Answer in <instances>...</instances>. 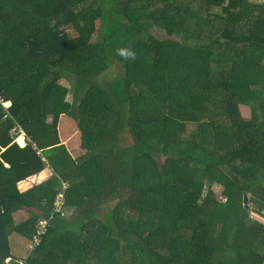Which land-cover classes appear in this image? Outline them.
Wrapping results in <instances>:
<instances>
[{"label": "trees", "instance_id": "16d2710c", "mask_svg": "<svg viewBox=\"0 0 264 264\" xmlns=\"http://www.w3.org/2000/svg\"><path fill=\"white\" fill-rule=\"evenodd\" d=\"M0 95V264H264V0H0Z\"/></svg>", "mask_w": 264, "mask_h": 264}, {"label": "rangeland", "instance_id": "374dc122", "mask_svg": "<svg viewBox=\"0 0 264 264\" xmlns=\"http://www.w3.org/2000/svg\"><path fill=\"white\" fill-rule=\"evenodd\" d=\"M214 12L216 13L217 11H214ZM68 29H69L68 32H69L70 35L76 36V31L75 30L70 29V28H68ZM151 34L154 35V36H156L158 39H161V40H164V39H168L169 38L167 32H165L163 30L153 29ZM62 82L65 85H67L68 87L70 86V82L68 80L63 79ZM72 98H73V95H70L69 96V99L72 100ZM242 109H243L244 116L250 118L251 117V110H250V108H242ZM64 117H69V116H64ZM64 117H62V122L64 121ZM70 122H74V121H70ZM65 123L68 124L67 120H65ZM194 128H195V126L191 125V127L189 128L190 132H192ZM67 129H69V126H67ZM59 132H60V130H59ZM81 134H82V132H79V130L77 129V127H75L74 132L67 133L66 135H64V137H62L60 135L62 142L65 144V146L68 148L69 151H72V153L74 155L83 154L85 152L84 149L81 147V143H80ZM68 136H70L72 138H70L68 141H66L67 138H68ZM25 139L26 138H25L24 134L23 135H20L19 136V142H20V144L21 143L22 144H25L24 141L27 142V140H25ZM48 178H49V176L47 178L46 177H43V176L42 177H40V176L34 177V179L28 181V185H31L32 186L35 182L36 183L42 182V181H44V180H46ZM221 188L222 187L219 186V184H217V185L214 186V189H215V191L217 193V197L219 199H222L223 198V196H222V189ZM114 205L115 204H110V206H113L111 208H114L115 207ZM106 210H109V208H107ZM252 214H254L255 218H257V221L259 223H263L264 224V216H259V214L257 212H252ZM16 254H17V251H16Z\"/></svg>", "mask_w": 264, "mask_h": 264}, {"label": "crops", "instance_id": "0c3cea01", "mask_svg": "<svg viewBox=\"0 0 264 264\" xmlns=\"http://www.w3.org/2000/svg\"><path fill=\"white\" fill-rule=\"evenodd\" d=\"M242 108H250V107L242 105V106H240V110H241V113L245 119H251V117H252L251 108H250V110H251V117L250 118L244 116ZM60 127L61 126L59 124V128ZM51 172H52L51 170H47V171L41 173L40 175L32 176L30 179L23 180L19 183V188L21 190H26V189H28L34 185V184L32 186L28 185V181H30V180L34 179V177H38V176H40V177L43 176V177L47 178L48 176H50ZM255 208L257 209L256 212L259 214V216H264V210H259L260 207H258L257 205ZM14 217H15L17 222H22V220H25L29 217V213L22 210V211L17 212L14 215ZM10 244H11V251H12L13 255L18 259L26 258L28 253L30 252L31 243L29 242L28 239H26L20 235H17V234L12 235L10 237ZM16 251H17V254H16Z\"/></svg>", "mask_w": 264, "mask_h": 264}, {"label": "built area", "instance_id": "2783aa9c", "mask_svg": "<svg viewBox=\"0 0 264 264\" xmlns=\"http://www.w3.org/2000/svg\"><path fill=\"white\" fill-rule=\"evenodd\" d=\"M2 105L6 106V107L10 106V104L8 102H5L4 97L0 95V106H2ZM13 134L15 136V140H17L19 142V135L20 134L23 135L25 133H24V131L22 129H21V133H19L18 128H15L14 131H13ZM63 205H64V194L61 193L58 196L57 203H56L57 212H61L62 211ZM47 224H48V222H42L41 223V227L38 230V234H36L34 239H33L32 249H35L36 247H38L40 245V243L42 242V236L47 232V230H46ZM19 264H25V262L24 261H20Z\"/></svg>", "mask_w": 264, "mask_h": 264}, {"label": "clouds", "instance_id": "9594fccd", "mask_svg": "<svg viewBox=\"0 0 264 264\" xmlns=\"http://www.w3.org/2000/svg\"><path fill=\"white\" fill-rule=\"evenodd\" d=\"M121 55H123L126 59H135V54L133 53V52H131V51H128V50H121ZM25 133V132H24ZM20 135H22V134H20ZM19 135V136H20ZM24 136H25V140H27V135H26V133L24 134ZM24 143L26 144V141H24ZM19 144H20V142H19ZM25 144H20V145H25ZM65 188H67V182H64L63 183V185H62V188H61V191H60V193H59V195L61 194V193H63V189H65ZM58 195V196H59ZM57 199H58V197H57ZM56 203H57V201L55 202V206H54V213H60V212H57V207H56ZM63 210H64V205H63V208H62V211L61 212H63ZM31 249H32V243H31ZM12 259H7V263H9L10 261H11ZM20 261H24L25 262V259H18V261L17 262H19L20 263Z\"/></svg>", "mask_w": 264, "mask_h": 264}, {"label": "bare ground", "instance_id": "6f19581e", "mask_svg": "<svg viewBox=\"0 0 264 264\" xmlns=\"http://www.w3.org/2000/svg\"><path fill=\"white\" fill-rule=\"evenodd\" d=\"M21 141V140H20ZM22 144V143H21Z\"/></svg>", "mask_w": 264, "mask_h": 264}]
</instances>
